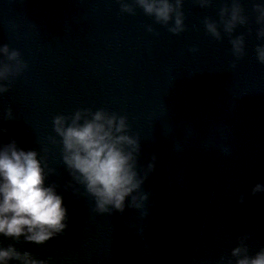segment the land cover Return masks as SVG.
<instances>
[{"label":"water","instance_id":"1","mask_svg":"<svg viewBox=\"0 0 264 264\" xmlns=\"http://www.w3.org/2000/svg\"><path fill=\"white\" fill-rule=\"evenodd\" d=\"M127 2L134 13L118 0H0V46L27 65L17 74L16 62L0 56L13 68L0 95V147L15 140L37 151L69 216L45 244L0 237V245L49 264H236L238 246L254 256L264 250V191L253 193L264 185L260 0H240L247 22L231 36L220 24L219 40L204 22L219 23L232 0H184L179 34ZM236 36L244 38L239 57ZM83 109L127 118L146 175L141 207L129 199L123 212H97L64 164L54 118Z\"/></svg>","mask_w":264,"mask_h":264},{"label":"clouds","instance_id":"2","mask_svg":"<svg viewBox=\"0 0 264 264\" xmlns=\"http://www.w3.org/2000/svg\"><path fill=\"white\" fill-rule=\"evenodd\" d=\"M121 10L134 13L127 0H118ZM145 14L155 17L157 23L170 25L169 31L179 34L185 30L182 11L184 0H134ZM201 7H208L212 0H197ZM256 21L260 25L257 38L264 40V0L254 5ZM220 22L205 20L207 32L217 40L224 33L233 34L238 25L247 22L240 0H232L231 7L220 10ZM174 21V22H173ZM151 26L148 31H152ZM233 55L243 54L244 38L236 36L230 40ZM196 51V49H192ZM257 59L264 64V45L256 47ZM0 56L15 61V71L20 73L27 65L20 61V52L5 44L0 46ZM13 72L11 65L0 63V95L8 91L3 83ZM7 119H12L8 109ZM127 118L109 114L103 109L77 110L70 117L58 115L54 118V131L61 138L63 161L74 179L83 184L87 193L95 200L96 211L123 212L131 199V206L141 207L147 195H140L145 177L137 171V157L140 153L139 139L128 134ZM7 129H0V134ZM155 160V157H153ZM149 169L155 167L150 164ZM45 166L35 150H25L13 140L0 147V237L42 245L62 234L68 228V209L64 198L54 186L46 183ZM264 191V185L257 184L253 193ZM236 264H264V250L254 256L247 254V248L238 246L232 250ZM49 264L37 259L29 251H20L14 245H0V264Z\"/></svg>","mask_w":264,"mask_h":264}]
</instances>
